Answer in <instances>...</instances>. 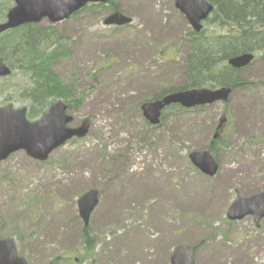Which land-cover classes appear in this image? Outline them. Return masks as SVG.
I'll use <instances>...</instances> for the list:
<instances>
[{"label": "rangeland", "instance_id": "obj_1", "mask_svg": "<svg viewBox=\"0 0 264 264\" xmlns=\"http://www.w3.org/2000/svg\"><path fill=\"white\" fill-rule=\"evenodd\" d=\"M115 3L131 24L105 25L111 9L101 7L42 22L66 50L52 70L77 95L73 124L89 118L91 127L46 161L19 150L0 162V237L14 239L29 264H172L180 244L196 249V264H264V218L258 226L252 216L227 217L236 189L244 196L264 190V49L236 73L249 85L228 104L171 107L152 126L140 103L183 82L192 27L175 0ZM13 68L0 79V106L29 108L32 73ZM223 114L228 121L213 150L220 168L210 176L189 155L210 148ZM91 188L99 203L86 225L78 199Z\"/></svg>", "mask_w": 264, "mask_h": 264}, {"label": "water", "instance_id": "obj_2", "mask_svg": "<svg viewBox=\"0 0 264 264\" xmlns=\"http://www.w3.org/2000/svg\"><path fill=\"white\" fill-rule=\"evenodd\" d=\"M106 2L107 0H14L15 5L7 13L6 22L0 24V32L26 23L40 22L48 17L52 22L61 21L84 7L89 2ZM176 6L181 10L192 27L201 31L203 21L208 18L214 6L208 0H176ZM132 21L120 11L113 12L106 24L124 25ZM254 55L245 53L229 60L234 68L248 65ZM10 67L0 57V76L10 74ZM231 87L192 88L170 93L161 99L146 102L142 105L144 116L153 124L160 122L162 110L171 104L179 103L184 107H194L218 100H227ZM68 106L62 100L52 104L36 121H29L26 108L14 109L11 104L0 107V161L11 153L24 149L35 159L46 160L49 154L63 145L68 139L77 136L84 137L90 128V119L86 118L79 126L71 127L73 116L67 113ZM223 115L217 127L219 129L226 121ZM190 159L195 166L208 175H215L219 165L214 155L207 150L194 151ZM98 191L91 189L78 200L79 213L86 225L98 204ZM254 216L256 223L264 217V191L250 197H243L237 190V197L229 206L227 216L231 220L242 219L246 215ZM194 248L182 244L175 248L172 264H195ZM0 264H29L17 252L12 239H0Z\"/></svg>", "mask_w": 264, "mask_h": 264}, {"label": "trees", "instance_id": "obj_3", "mask_svg": "<svg viewBox=\"0 0 264 264\" xmlns=\"http://www.w3.org/2000/svg\"><path fill=\"white\" fill-rule=\"evenodd\" d=\"M209 1L215 9L206 20V27L200 33L192 31L185 39L190 49L185 68L179 75L184 76L183 82L178 87H164L156 97L201 86L239 88L249 85L237 79L238 70L232 69L228 60L238 54L256 53L264 49V0ZM6 3H0V19H5L6 10L10 8ZM108 4L93 3L86 8L119 9L113 0ZM207 26L212 27V31ZM60 38L52 26L40 24H28L0 33V55L13 67H25L32 73L29 74L32 85L26 90V97L31 103V117L40 114L56 99H64L70 108L78 105L73 87L65 85L52 70L58 55L66 52L64 49L60 52V48L56 47ZM218 142L211 141L213 150ZM83 232L85 251H89L94 240L89 227H84Z\"/></svg>", "mask_w": 264, "mask_h": 264}]
</instances>
